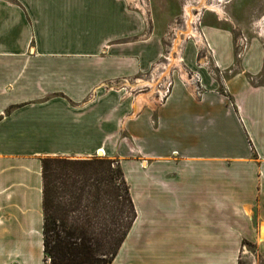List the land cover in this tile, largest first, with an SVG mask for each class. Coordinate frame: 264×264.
<instances>
[{"label": "crops", "instance_id": "crops-1", "mask_svg": "<svg viewBox=\"0 0 264 264\" xmlns=\"http://www.w3.org/2000/svg\"><path fill=\"white\" fill-rule=\"evenodd\" d=\"M224 18L201 30L227 93L204 71L201 98L175 80L157 104L104 89L162 56L126 0H0V264H45L42 161L99 150L136 158L121 166L137 219L112 264H238L244 244L264 256V17L241 59ZM184 60L196 71L192 47Z\"/></svg>", "mask_w": 264, "mask_h": 264}, {"label": "trees", "instance_id": "trees-1", "mask_svg": "<svg viewBox=\"0 0 264 264\" xmlns=\"http://www.w3.org/2000/svg\"><path fill=\"white\" fill-rule=\"evenodd\" d=\"M45 264H112L137 219L111 160L42 161Z\"/></svg>", "mask_w": 264, "mask_h": 264}, {"label": "rangeland", "instance_id": "rangeland-1", "mask_svg": "<svg viewBox=\"0 0 264 264\" xmlns=\"http://www.w3.org/2000/svg\"><path fill=\"white\" fill-rule=\"evenodd\" d=\"M129 4L131 12L139 13L146 21L147 34L152 33L161 42L162 55L167 52L170 54H186L187 48L190 46L193 48L196 63L200 65L202 61L203 52L201 47L195 46L196 39L199 33H203L202 26L207 23H213L218 19V14L207 9V7L216 6L221 7L223 15L225 16L222 21L235 28L236 35L244 36L255 34L254 24H257L264 17V0H126ZM191 5V7L189 6ZM203 5V6H202ZM190 7V12L194 16L193 24H188V18L186 17L185 8ZM218 17H216V16ZM223 16V17H224ZM222 17V18H223ZM220 18V17H219ZM197 30V31H195ZM259 32V31H257ZM198 33V34H197ZM186 40V41H185ZM186 43H185V42ZM199 40L197 39V42ZM188 55H192V51L188 50ZM183 56V57H184ZM161 58L160 62H163ZM172 62L178 63L179 58H171ZM196 65V71H199L202 81L203 74H208L214 80H219L224 93H227V87L225 84L224 74H220L217 71H211L208 69L198 70ZM195 71V70H194ZM102 159L109 160L105 157H99L93 155L89 160ZM73 160V159H71ZM132 160L136 158H125L112 160L116 164H119L121 169V162L134 165ZM131 186L134 190V194H137V183L134 174L128 171ZM260 249L255 245L244 244L238 251L237 263L238 264H264V256L260 253Z\"/></svg>", "mask_w": 264, "mask_h": 264}, {"label": "built area", "instance_id": "built-area-1", "mask_svg": "<svg viewBox=\"0 0 264 264\" xmlns=\"http://www.w3.org/2000/svg\"><path fill=\"white\" fill-rule=\"evenodd\" d=\"M197 31V30H195ZM198 40L200 43L195 42V46L201 47L203 52L201 65L198 63V70L208 69L211 71H217L223 74L219 64L215 61L213 52L211 51L207 40L203 33H199ZM186 41V40H185ZM184 41V42H185ZM186 43V42H185ZM249 46V41L244 36H241L236 48V55L238 59H241ZM184 54H170L167 52L162 55L163 62H158L152 65L151 69L147 73H141V75L134 80H122L119 82H113L105 86V90H118L123 92L124 95L136 96L142 94L153 93L152 96L157 104H164L172 93L175 80L180 81L185 88H187L192 95L196 98H201L205 87L202 85V77L199 71H193L186 67ZM179 58L178 63L172 62L171 58ZM207 57L210 59L209 63L206 62Z\"/></svg>", "mask_w": 264, "mask_h": 264}, {"label": "bare ground", "instance_id": "bare-ground-1", "mask_svg": "<svg viewBox=\"0 0 264 264\" xmlns=\"http://www.w3.org/2000/svg\"><path fill=\"white\" fill-rule=\"evenodd\" d=\"M191 7V5H189ZM203 6V5H202ZM190 7H186L185 8V13H186V17L188 18L187 22L189 25L193 24V20H194V16H192L191 12H190ZM208 10L212 11V12H215L218 14V16L220 18H222L224 15H223V11H222V8L221 7H216V6H211V7H207ZM262 22V21H261ZM263 26V24H262ZM96 155H98L99 157H106L107 154L105 153V151L103 150H99Z\"/></svg>", "mask_w": 264, "mask_h": 264}]
</instances>
